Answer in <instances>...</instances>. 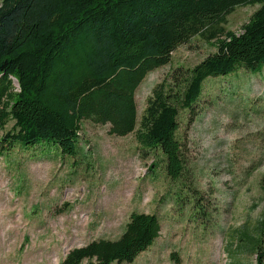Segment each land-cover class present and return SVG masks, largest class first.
<instances>
[{
	"label": "rangeland",
	"instance_id": "374dc122",
	"mask_svg": "<svg viewBox=\"0 0 264 264\" xmlns=\"http://www.w3.org/2000/svg\"><path fill=\"white\" fill-rule=\"evenodd\" d=\"M255 7H234L225 28L239 32ZM214 49L213 40L195 34L149 70L134 90L135 128L151 86ZM196 105L192 120L184 110L177 116L183 180L166 175L159 152L139 147L135 128L115 135L108 123L88 119L74 157L43 144L0 149V264H60L72 246L117 237L131 210L155 213L159 234L132 261L110 264H252L264 218V63L206 76ZM191 187L204 205L201 216L191 208Z\"/></svg>",
	"mask_w": 264,
	"mask_h": 264
},
{
	"label": "trees",
	"instance_id": "16d2710c",
	"mask_svg": "<svg viewBox=\"0 0 264 264\" xmlns=\"http://www.w3.org/2000/svg\"><path fill=\"white\" fill-rule=\"evenodd\" d=\"M245 4L256 7L241 30L225 28L226 15ZM195 34L213 40L215 49L157 80L135 128L137 84ZM263 63L264 0H0V129L11 120L0 149L43 144L74 157L81 121L88 119L108 123L115 135L135 128L139 147L159 152L166 175L183 180L178 112L184 110L187 121L198 113L206 76L238 66L255 71ZM258 182L264 187V172ZM190 189L191 208L201 216L199 192ZM159 229L155 213L131 210L117 237L72 246L59 263L130 262ZM252 249V264H264V218Z\"/></svg>",
	"mask_w": 264,
	"mask_h": 264
}]
</instances>
